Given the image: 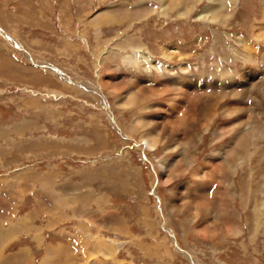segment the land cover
<instances>
[{
  "label": "rangeland",
  "instance_id": "1",
  "mask_svg": "<svg viewBox=\"0 0 264 264\" xmlns=\"http://www.w3.org/2000/svg\"><path fill=\"white\" fill-rule=\"evenodd\" d=\"M217 1L0 0V264H264V0Z\"/></svg>",
  "mask_w": 264,
  "mask_h": 264
},
{
  "label": "crops",
  "instance_id": "2",
  "mask_svg": "<svg viewBox=\"0 0 264 264\" xmlns=\"http://www.w3.org/2000/svg\"><path fill=\"white\" fill-rule=\"evenodd\" d=\"M35 13V12H34ZM33 14V13H32ZM36 15H38V13H36ZM201 165H203V164H201ZM197 187H199V186H197ZM201 187V186H200ZM227 187H230V186H227ZM143 214H145L144 212H145V209L143 208ZM143 224H144V226L145 227H147L148 228V232L150 233V235H152V230H153V228H154V220H151V219H148V217L145 215V216H143V221H141ZM183 224V225H182ZM190 225V223H188V221H186V220H184L183 221V223H181V229H182V233H183V237L184 238H190V239H192L193 237V235L192 236H188L189 234H186L188 231V226ZM105 226H106V228L104 227V226H102L103 228H105V230L107 231V230H111V229H116L115 227H113L112 226V224L111 223H109V224H107V223H105ZM199 226V225H198ZM198 229H196V232H198V235L196 236V235H194L196 238H193V239H197V238H200V236H199V232H201L200 231V229L199 228H201L200 226L199 227H197ZM235 228H237V226H235ZM113 229V230H114ZM117 230V229H116ZM114 232V231H113ZM177 232V231H176ZM115 233V232H114ZM86 236V235H85ZM94 236L90 233V232H88V234H87V237L84 239V243L85 244H87L86 246H83L82 247V249H80V247L78 246V251H80V253H81V255H78L79 256V259H78V261L82 264V263H86V264H109V263H111V264H119V261L118 260H115L114 258H116L115 257V251L113 250V249H111V253L108 251L107 252V250H106V248H104L105 247V245H102V244H98V239H97V237H98V235H97V237H94V238H96V239H94L93 238ZM177 239H178V241H179V243L181 242L182 243V245H186V242L184 243L183 242V238H182V236L181 235H178L177 236ZM227 239H233V237H231V238H227ZM226 239V240H227ZM82 243H83V241H82ZM83 243V244H84ZM204 243H207V242H204ZM81 243L79 242V245H80ZM155 244H160L159 242H156V243H154V244H148V245H150V246H148L147 244H145V248H143V250L144 251H148V253H150V255H155L156 256V258L159 256V251L156 249V247H155ZM100 245V246H99ZM222 245V244H221ZM114 246V249H116L115 248V245L113 244L112 245V247ZM100 247H102V248H100ZM62 248L64 249V250H66V251H68L69 249H66L65 248V246H63L62 245ZM141 249H142V247H140ZM168 252H167V254H165L166 256H167V258H168V260H171L172 259V255H174V253H171L169 250H167ZM107 252V253H106ZM145 254V253H144ZM106 255H107V258H106ZM100 256H102V257H104V259H103V261L102 262H100L99 260V258H100ZM164 255H162V256H160V257H163ZM83 258H85L84 260H83ZM113 259V260H112ZM115 260V261H114ZM129 264H132L131 262L129 263ZM149 264H158L157 262H151V263H149ZM165 264H167V263H165Z\"/></svg>",
  "mask_w": 264,
  "mask_h": 264
},
{
  "label": "bare ground",
  "instance_id": "3",
  "mask_svg": "<svg viewBox=\"0 0 264 264\" xmlns=\"http://www.w3.org/2000/svg\"><path fill=\"white\" fill-rule=\"evenodd\" d=\"M217 5H218V7H217V9H219V8H224L225 6H224V0H219V1H217ZM215 7V6H214ZM215 9V8H214ZM213 7H208V12H207V10H206V12H205V14L207 15L208 13L210 14H213ZM202 16V15H201ZM139 118L140 119H142L143 117H141V116H139ZM207 118V117H206ZM205 118V119H206ZM212 118V117H211ZM258 128H259V131L258 132H256L257 130H258ZM245 130H249L252 134L253 133H255V134H257V135H259L260 133H262V128L261 127H258V125L257 124H254V123H250L249 124V127L248 128H246ZM248 131V132H249ZM202 140V138L200 139V137H198V139L196 140L195 139V141H201ZM238 142V141H237ZM193 143V142H192ZM142 144L146 147V148H148L149 150H154L155 149V145H156V138H154V137H151V136H146L143 140H142ZM236 146H237V144H236ZM234 157H236V155H235V151L234 152H232V159L234 158ZM189 160L190 159H192V158H188ZM188 161V160H187ZM191 162V161H190ZM190 162H188V164L190 163ZM188 167V166H187ZM162 170H165V167H162ZM229 186H230V182H229ZM262 192H263V190H262ZM263 197V196H262ZM263 209H264V200L262 201V202H260L258 205H257V208L255 209L257 212L256 213H258V214H255L256 216L257 215H260L261 214V212L263 211Z\"/></svg>",
  "mask_w": 264,
  "mask_h": 264
}]
</instances>
